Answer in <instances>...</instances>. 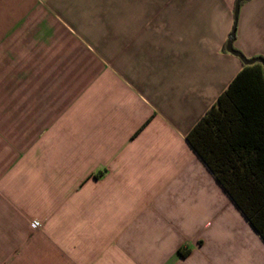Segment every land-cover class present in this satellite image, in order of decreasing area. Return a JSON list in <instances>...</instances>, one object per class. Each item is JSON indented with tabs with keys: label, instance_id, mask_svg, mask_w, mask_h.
<instances>
[{
	"label": "crops",
	"instance_id": "obj_1",
	"mask_svg": "<svg viewBox=\"0 0 264 264\" xmlns=\"http://www.w3.org/2000/svg\"><path fill=\"white\" fill-rule=\"evenodd\" d=\"M235 2L0 0V264H264L186 139L243 67ZM233 48L264 59V0Z\"/></svg>",
	"mask_w": 264,
	"mask_h": 264
},
{
	"label": "trees",
	"instance_id": "obj_2",
	"mask_svg": "<svg viewBox=\"0 0 264 264\" xmlns=\"http://www.w3.org/2000/svg\"><path fill=\"white\" fill-rule=\"evenodd\" d=\"M187 142L264 242V71L243 65Z\"/></svg>",
	"mask_w": 264,
	"mask_h": 264
},
{
	"label": "water",
	"instance_id": "obj_3",
	"mask_svg": "<svg viewBox=\"0 0 264 264\" xmlns=\"http://www.w3.org/2000/svg\"><path fill=\"white\" fill-rule=\"evenodd\" d=\"M243 1H247V0H236L235 2V7H234V24H233V28L232 31L228 37L225 49L226 51L237 57L241 63L245 66H251L254 64H260L263 67V71H264V59L261 57H256V58H251L248 59L246 58L244 55H242L239 51L235 50L233 48V42H234V37H235V29H236V22H237V15H238V10H239V6L240 3H242Z\"/></svg>",
	"mask_w": 264,
	"mask_h": 264
}]
</instances>
